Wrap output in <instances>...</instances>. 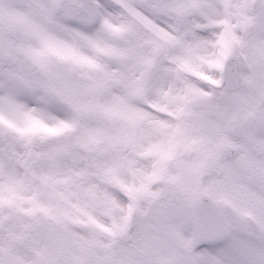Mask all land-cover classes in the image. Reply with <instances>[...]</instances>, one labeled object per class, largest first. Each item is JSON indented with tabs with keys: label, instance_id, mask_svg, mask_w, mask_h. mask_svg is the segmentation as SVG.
Returning a JSON list of instances; mask_svg holds the SVG:
<instances>
[{
	"label": "snow or ice",
	"instance_id": "snow-or-ice-1",
	"mask_svg": "<svg viewBox=\"0 0 264 264\" xmlns=\"http://www.w3.org/2000/svg\"><path fill=\"white\" fill-rule=\"evenodd\" d=\"M0 264H264V0H0Z\"/></svg>",
	"mask_w": 264,
	"mask_h": 264
}]
</instances>
